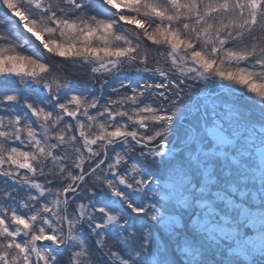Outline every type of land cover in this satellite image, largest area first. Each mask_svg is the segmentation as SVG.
<instances>
[{
  "label": "snow or ice",
  "instance_id": "6c2138e0",
  "mask_svg": "<svg viewBox=\"0 0 264 264\" xmlns=\"http://www.w3.org/2000/svg\"><path fill=\"white\" fill-rule=\"evenodd\" d=\"M0 264H264V0H0Z\"/></svg>",
  "mask_w": 264,
  "mask_h": 264
}]
</instances>
